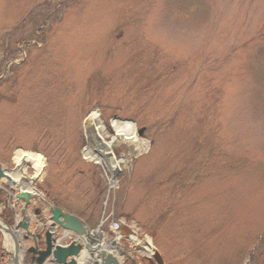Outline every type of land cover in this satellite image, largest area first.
Listing matches in <instances>:
<instances>
[{
	"label": "rangeland",
	"instance_id": "obj_1",
	"mask_svg": "<svg viewBox=\"0 0 264 264\" xmlns=\"http://www.w3.org/2000/svg\"><path fill=\"white\" fill-rule=\"evenodd\" d=\"M33 148L34 187L103 242L135 226L122 261L264 264V0H0V164Z\"/></svg>",
	"mask_w": 264,
	"mask_h": 264
},
{
	"label": "water",
	"instance_id": "obj_2",
	"mask_svg": "<svg viewBox=\"0 0 264 264\" xmlns=\"http://www.w3.org/2000/svg\"><path fill=\"white\" fill-rule=\"evenodd\" d=\"M1 178H5L8 181L10 180V178L2 171V166L0 165V179ZM15 197L16 199L24 202V206L21 209V216L23 219H25V208L34 196L28 192H19ZM35 213L38 212L36 211ZM50 214L51 220L53 222L51 228H55L57 226L61 231H70L78 236L87 234L88 228L81 219L68 213H62L60 209L53 208L51 206ZM18 229L27 230L28 223H18L17 226L12 229L0 222V232L10 235L15 245L13 264H18L17 252L19 251V245L15 234L18 232ZM27 233L28 234L24 236L25 239L28 237V235H30L29 232ZM36 237L39 238L38 235ZM44 242L45 248L42 251H37L36 246L35 248L33 247L27 250V253L36 255L35 257L31 258L32 264H77L76 259L79 257L81 251L80 244L72 242L68 247L54 246L55 239L52 238L50 231L45 233ZM88 251L92 255L96 250L89 248ZM97 258L100 260V262H94L92 264H120L113 254H106L104 251H100ZM153 259L158 264H162V260L156 251H154Z\"/></svg>",
	"mask_w": 264,
	"mask_h": 264
},
{
	"label": "bare ground",
	"instance_id": "obj_3",
	"mask_svg": "<svg viewBox=\"0 0 264 264\" xmlns=\"http://www.w3.org/2000/svg\"><path fill=\"white\" fill-rule=\"evenodd\" d=\"M96 117L97 114L95 112L93 115L87 117L86 120L84 121V129H85L86 141H87L85 153L86 156L89 157V159L96 160L99 162L103 161L104 165L105 163H107V165H111L112 167L115 163L110 157V152H108L109 149H111V142L108 141L109 143L108 142L103 143L102 140L104 139V136L101 135L99 132L100 127L95 125ZM114 124L117 127L114 135L115 137L113 138V140H115L116 138H124V139L135 138L136 135L135 129L132 125H130L129 123H122V122H115ZM137 142H141V141L138 140ZM97 143H102V144H99L96 148H94V145L96 146ZM14 160L16 163V167L14 170H11L9 172V176L12 180L11 182H14L21 189L34 192L33 181L39 178L43 173V165L40 154L26 152L24 150H16ZM27 166H29L34 171V175L31 178H28L25 174L26 171L25 169ZM99 238L100 235L98 234V232L91 233L89 234L88 241L90 239L91 240L96 239L98 240L96 242H99L102 245H104L106 248H109L111 241L103 242L101 238L100 239ZM122 238H126V237L118 236V239L115 241H119ZM130 240L133 243L138 244L137 243L138 241L132 235L130 236ZM83 241L85 243L87 242L86 239H83ZM143 246L145 249H150L148 243H145ZM19 258L22 261H24L22 254L19 255ZM18 262L19 264H24V262H21L20 260H18Z\"/></svg>",
	"mask_w": 264,
	"mask_h": 264
},
{
	"label": "trees",
	"instance_id": "obj_4",
	"mask_svg": "<svg viewBox=\"0 0 264 264\" xmlns=\"http://www.w3.org/2000/svg\"><path fill=\"white\" fill-rule=\"evenodd\" d=\"M47 196V195H46ZM6 196L4 195V192L2 189H0V204L3 206V210H4V213L2 212V216L3 218L6 220V222L11 225L12 222V212L8 209L7 205H6ZM52 204H54V206L56 207H60V208H63L65 209L66 211L72 213V214H75L77 215L78 217H81V218H84L83 215L81 213H75V212H72L69 210V208H65L63 207V205H61L60 203L56 202L55 200H51ZM88 222V221H87Z\"/></svg>",
	"mask_w": 264,
	"mask_h": 264
}]
</instances>
